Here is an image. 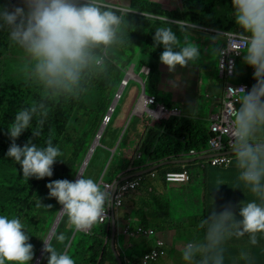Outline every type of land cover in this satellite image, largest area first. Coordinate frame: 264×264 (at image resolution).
I'll return each instance as SVG.
<instances>
[{"label": "clouds", "instance_id": "1", "mask_svg": "<svg viewBox=\"0 0 264 264\" xmlns=\"http://www.w3.org/2000/svg\"><path fill=\"white\" fill-rule=\"evenodd\" d=\"M129 11L119 5L107 3V0H1L0 32H6L10 43L22 50V70L27 79L40 89V98L18 110L5 133L11 141L6 157L20 166L24 180H42L53 176V166L63 155L61 149L54 145L51 134L44 146L33 143V138L41 135L51 111L50 104L61 98L78 97L90 79L106 69L112 53L127 44V31L135 28L129 20ZM230 13L236 26V30L232 31V43L239 48L242 63L253 70L255 81L248 90H229L236 100L228 114L231 156L235 168L233 189H243L251 199L245 196V200L235 204L228 202L220 210L212 206L208 215L200 221L202 235L185 242L181 248L184 264H226L230 241L244 238L247 243L232 257L233 264H254L252 249L260 246L264 240V0H230ZM158 19L152 39L154 47L163 48L159 56L160 63L170 73H175L177 67L186 68L190 63L197 62L202 50L193 41L192 34L200 26L185 19H172L164 15ZM215 39L216 34L209 37V40ZM209 51L217 56L230 53L227 52L226 45L216 44ZM132 68L134 71L137 69L135 65ZM129 73L126 76L128 79L120 88L121 90L123 87L124 92L131 80L136 81L129 78ZM144 75H140L142 81L138 82L143 87L146 86ZM169 85L172 88L178 87L174 80H170ZM153 98L156 104L148 105L147 100ZM237 104L239 107H236ZM189 106L193 107L191 104ZM162 108L168 113L162 111ZM131 109L132 117L148 118L153 124L184 116L179 106L170 109L159 103L156 97L148 94L145 97L143 93L135 100ZM116 110L112 105L111 113L109 112L104 123L107 128ZM174 111L179 114L176 115ZM132 117L125 127L123 138L128 133ZM34 119L36 128L31 131L32 138L23 146L18 145L16 141L22 133L29 130ZM143 135L144 132L142 137ZM123 138L117 148L109 149L113 157ZM212 158H215L214 155L195 158L190 154V157L182 161H196L181 165L197 164L199 168L207 170L209 166L204 167V164ZM162 169L130 181L143 178L144 182L146 177L157 180L159 174L156 179L152 174ZM192 182L193 180L190 183ZM216 183L219 187L225 185L220 179ZM46 187L48 198L55 199L61 206L59 212L67 217L68 223L77 230L76 234L92 226L94 228L95 223L105 216L106 205L111 203V194L92 178L78 176L71 181L54 180ZM37 206L52 208V205H42L39 199ZM56 239L63 241L64 236L60 235ZM29 241L30 235L19 217L0 215V264H31L35 253L34 246ZM42 241L41 252L46 254L47 264H76L67 250L58 251L52 242Z\"/></svg>", "mask_w": 264, "mask_h": 264}, {"label": "trees", "instance_id": "2", "mask_svg": "<svg viewBox=\"0 0 264 264\" xmlns=\"http://www.w3.org/2000/svg\"><path fill=\"white\" fill-rule=\"evenodd\" d=\"M182 5L181 10H171L153 0H132L129 9L132 12L129 11L127 14L135 28L128 29L127 44L112 53L106 69L92 77L78 97L61 98L50 104L51 111L43 125L41 135L33 138L32 142L38 146H44L46 139L51 134L54 145L61 149L63 155L58 158L60 161H57L53 166V176L45 177L42 180L35 178L24 180L20 166L6 157L11 142L5 134L6 129L18 110L40 98V89L27 79L22 70L23 62L18 61L17 66L7 59V57L11 58L10 56H18L19 53L24 54L20 48L10 43L6 32H0V215H8L10 218L19 217L25 224L26 231L30 235L29 242L34 246L35 255L31 264H35L38 260L43 248L42 240L47 241L60 214L61 206L55 199L48 198L46 185L54 180L67 179L71 181L79 176L105 119L109 115L116 94L125 80L127 70L136 61H138L137 68L140 71L144 67H148L150 73L144 75L147 94L156 97L159 103L170 109L178 106L174 100L167 102L166 96L169 93L161 89L164 83V68H166L159 61L163 48L162 46L154 47L152 39L154 29L159 23V16L185 19L206 28L199 27V30L192 34V39L200 45L202 54L197 62L189 65L199 68L205 72L204 74H210V72L213 75H216L217 72L219 74V59L217 60V55L214 57L209 51L214 40H209V37L216 34L217 39L215 40H222L225 45V36L212 30L228 32L236 30L231 13L219 8L222 6L219 0H183ZM12 52L15 54L11 55ZM237 78L239 79L238 83L246 82L251 87L255 83L253 70L244 65L241 58L238 60L235 81ZM223 87L224 82L220 79L219 89L216 90L219 93L221 91L220 97L223 94ZM140 90L134 88L131 93L135 91L137 94ZM131 93L126 99L127 101L119 106L121 110L112 128L116 135L124 131L132 116L131 106L134 105L135 98L131 97ZM129 100L131 102L128 105ZM116 113L117 111L114 115ZM113 122L114 117L110 125ZM35 128L36 121L34 119L29 130L22 133L16 143L23 146L32 138L31 131ZM135 130L137 131L131 135L128 132L124 136L121 142L123 147L121 149L120 146L115 153L104 181L108 183L120 182L125 176L146 172L166 162L185 160L190 157L192 151L201 154L209 149V142L213 135L210 118L202 120L187 114L157 124H153L148 118L140 119ZM140 131L144 132L143 137L140 136ZM106 133L101 140L103 147L96 150L84 175L85 178H92L97 183H100L112 156L109 149L116 148V145L109 147ZM183 167L184 165H178L164 168L158 171L159 178L157 180L146 177V181L142 183L137 192L127 196V199L139 198L136 201L140 209L137 213V224L152 229L156 233V238L142 241L140 246L137 244L139 251L137 255L132 252L124 254L118 246L120 239L117 231L116 250L123 264H141L143 256L151 251L158 253L155 263L166 256H169L167 264L183 263L181 255L178 253L181 250L179 243H174V247H171L164 235L172 233L176 237V234L182 231L189 240L200 237L202 235V230L199 228L200 221L208 215L212 206L220 210L226 201L230 200L225 196L224 190L217 191L216 189L214 194H210L211 192L207 188L204 197L206 204L204 217L191 218L182 225L170 224L172 215L170 203L159 196L161 193L159 189H156L155 182L159 181L166 188L169 187L170 185L165 179L166 174L183 171ZM186 168L191 171L193 180V171L199 170V166L189 164ZM212 174L216 181L220 179L225 182L230 180L234 182L235 168L222 172L213 170ZM210 176H205L207 182ZM238 192L235 191L234 199H232L233 204H235V196ZM210 197H213L212 205L209 203ZM38 199L42 205H52V208L38 207ZM249 199H251L250 195ZM131 217L132 215L129 214L127 219L130 220ZM76 231L65 216L52 244L58 251L67 250L66 252L76 261V264H118L111 248L112 223L100 224L97 221L91 234L81 231L76 234ZM60 235L64 236L63 241L56 239ZM156 240L162 242L163 246L158 247ZM245 244L242 239L230 241L229 259L226 264H233L232 257ZM252 252L255 258L254 264H264V240L261 241L260 246L252 249ZM40 264H47L46 256Z\"/></svg>", "mask_w": 264, "mask_h": 264}, {"label": "built area", "instance_id": "3", "mask_svg": "<svg viewBox=\"0 0 264 264\" xmlns=\"http://www.w3.org/2000/svg\"><path fill=\"white\" fill-rule=\"evenodd\" d=\"M214 31V30H213ZM225 36V45L227 46V52L229 54H222L219 57V70H220V78L224 81L225 86L223 88V94L221 96L222 107L221 112L214 115L211 123V130L213 132L212 138L209 142V149L199 154L196 151L191 152V156L195 158H203L210 155H214L215 158L207 161L204 164L205 166H209L210 168H217L221 170H231L233 166L232 156H231V146L229 140V128H228V114L231 113L233 109V104L235 103L234 94L229 91L230 89H239L244 88L248 90L251 86L246 82L240 83H232L231 79L236 78L237 76V68H238V60L240 57L239 48L234 45L232 42L234 40V36L232 32H224L218 31ZM224 45V46H225ZM148 105L154 106L156 104L155 99H148ZM236 107H239L237 104ZM161 107L159 106L158 109ZM168 113L165 108L161 109ZM177 115L178 111H174ZM110 118H108V122ZM107 122V123H108ZM227 154V155H222ZM106 173L103 175V179L100 180V185L103 189L107 190L111 194V203L106 205V214L105 216L98 220L100 224L111 223L114 211L121 210L124 207L125 201L127 200V196L130 193L136 192L143 182V178H139L134 181H128L122 183L119 186V190L115 195L116 188L119 182L116 183H108L104 181ZM152 177L156 179L158 177V173H153ZM166 181L169 185L178 186V185H186L192 181L191 173L186 168V165L183 167V171L180 172H170L166 175ZM124 234L129 236L131 239H153L156 237V233L150 228L138 227L133 232H131L130 228L127 227L124 231ZM157 246L162 247L163 243L156 240ZM158 253L156 251H151L150 253L143 256L141 259V264H152L157 261Z\"/></svg>", "mask_w": 264, "mask_h": 264}, {"label": "rangeland", "instance_id": "4", "mask_svg": "<svg viewBox=\"0 0 264 264\" xmlns=\"http://www.w3.org/2000/svg\"><path fill=\"white\" fill-rule=\"evenodd\" d=\"M122 1H126V0H117V1H113L111 3L116 4V5H122ZM0 2H1V0H0ZM107 3H109V2L107 1ZM123 6H121V7L124 8ZM124 9L129 11L128 8H124ZM214 44L220 45V46L224 45L222 40H219V41L214 40ZM16 53H17V51H16ZM12 54H15V52H12L11 55ZM10 57L11 58L7 57V59H10L11 63L14 65L18 66V64H17L18 61L23 62V55L20 53L18 54V56H14V57L10 56ZM214 57H215V55H214ZM219 57L220 56H217V60L219 59ZM137 64H138V61H136L134 65L137 67ZM132 67H133V65L127 70L126 76H127L128 72H130L129 74H131V75L132 74H134V76L136 75L134 79L137 82L133 81V80L130 81L129 87L125 90L123 97H122V99H121V101L117 107V110H116L117 113H116V115L113 116L114 122L112 125L109 126L108 131L106 133L107 143H108L109 147L116 145L115 147L117 148L121 139L123 138V135L125 132V129H124V131L122 133L119 132V134L116 135V133L112 129L116 123V119H117V117L120 113V110H121V108L119 106L121 104H123L125 101H127L126 99H128L129 94L134 90V88L141 89L140 91H142V93H143V86L140 83H138V82L142 81V78L140 77V75H144L142 73H145V74L150 73V69L148 67H145L141 71V73H140V70L138 68L135 69V71H134L135 67L134 68H132ZM187 68H189V69L183 71V74H186L189 70H191L192 68H196V67L188 66ZM196 69H198V68H196ZM179 70H180V67H179ZM164 71L167 72L168 70L166 68H164ZM204 73L205 72H202L200 70V77H199L198 83H197V85H200V83H202V85L200 86L202 97H201V99H199V108L201 105L202 106L201 109L203 110L202 113L205 115L206 119H209L212 112H213V111H211V109L216 110L215 103L216 102L219 103L220 95H219V92L216 90L219 89L220 78H219L218 72L216 75H213L212 72H210V74H204ZM126 76H125V80H126ZM124 81H123L122 85L124 84ZM234 81H235V78L231 79L232 83H235V82L238 83L239 79L237 78V81H235V82ZM240 81H243V80H240ZM120 88H119V90H120ZM118 93H119V91L117 92L116 96L118 95ZM168 93H169V95L166 96L167 102H169V100L174 99L173 93L172 92L171 93L168 92ZM220 93H221V91H220ZM138 113H140V112H138ZM145 116H148V115H145ZM139 120L140 119L138 117H132V121H131V123L128 127V130H127V132H129L130 135L135 130L137 124L139 123ZM148 120H150V119H148ZM133 123H134V125H133ZM142 133L143 132L140 131V136L142 135ZM122 147H123V145L121 146V149H122ZM112 162H113V155L111 156V158L108 162V166H110L112 164ZM84 164H83V166H84ZM200 164H202V163H200ZM199 171L203 174V176H207V175L209 176L213 172V170L210 167H207V170L199 168ZM105 172H106V170H105ZM105 172H104V174H105ZM101 179H103V176ZM157 183H159V181L155 182V187H156ZM196 183L193 182V184L190 183V184H186V185H179V186H176L175 188H173L171 185L167 188H164L165 186H163L162 190L163 189L164 190L162 192L159 191L161 193L159 196H161L163 199L167 200V202L170 203L171 214H172L170 222H169L170 224L176 223V225H182V224H186L188 222V220L191 218H196L197 216H198V218L204 217L205 212L202 211L203 204H205L204 199H203L204 195L202 194L201 190H199ZM156 189H158V188H156ZM200 211H202L201 214H199ZM133 217L134 216L132 215L131 218H133ZM127 227H129L131 232H133L137 227H139V224L127 222L122 217L119 218L118 238L120 239V241H119L120 245H118V246L120 249L121 248L122 249H128V246L132 242V239L129 236L124 234V231L126 230ZM92 230H93V226L90 229H88L86 231H81V232H83L85 234H91ZM169 231L172 232L173 230H169ZM164 238L167 242L170 243L171 247L172 246L174 247V243H179L180 247L182 248L183 244L185 242L189 241V239L186 236H184L182 231H179L176 234V237L172 233H166L164 235ZM178 253L181 255V250ZM168 259H169V256L163 257L155 264H167ZM178 264H184V263L179 262Z\"/></svg>", "mask_w": 264, "mask_h": 264}, {"label": "crops", "instance_id": "5", "mask_svg": "<svg viewBox=\"0 0 264 264\" xmlns=\"http://www.w3.org/2000/svg\"><path fill=\"white\" fill-rule=\"evenodd\" d=\"M107 1L110 4H113L111 2L117 1V0H107ZM153 1L158 3V4H162L165 8H168L171 10H181L183 8V5H182L183 0H153ZM219 2L222 5V6H219V8L220 9L222 8L223 11H227L230 13V0H219ZM131 4H132V0H126V1H122V5H119V6L124 5L123 7L128 8V10H129L131 7ZM189 66H191V65H189ZM187 69H189V68H187V67L186 68H180V70H179V67H177L175 73H170L169 71L165 72L164 78H163L164 83L161 86V89L164 91L173 93V96H174L173 100L178 103V106L181 110H183L184 115L187 114V115H191L193 117H196V118H199L202 120H208V119H206L205 115L202 113L203 110L201 109L202 108L201 105L199 108V99H201V97H202L201 87H200L202 85V83H200V85H197L198 79L200 77V70H199V68L198 69L192 68L186 74H183V71H185ZM170 80H174L178 84V87H176V88L170 87V85H169ZM141 95H142L141 91H139L137 94L135 93V91L133 93H131V97H134L135 100ZM219 95H220V93H219ZM130 102L131 101L129 100L128 105L130 104ZM190 104L193 107H190L189 106ZM215 107H216V110L211 109V111H213V112L210 116V120L213 118L214 115L221 112V107H222L221 98H219V103H217V102L215 103ZM136 131L137 130H134L133 132H136ZM193 182H195V183L197 182L196 183L197 187L199 188V190H201L204 197H205L207 188L211 192L210 194H214L216 192V189L219 187V185L216 183V178L213 177V174H211V176L209 177V180L207 182V180L205 179V176H203V174L199 170L193 171ZM193 182H192V184H193ZM223 182L225 183V185H221L217 189V191H219L221 189L224 190L225 196H227L230 200L234 199L235 191H239L237 193V195L235 196V203L245 200L246 197L249 199V194L246 191H244L243 189H241V190L240 189H233L234 188V182L232 180H230L229 182H225V181H223ZM156 187L158 189H160L159 190L160 192H162L164 190V189L162 190L163 185L161 182L157 183ZM164 188H166V187H164ZM138 199L139 198H128L125 201L124 207L117 212L118 225H119V218L120 217L124 218L127 222H132L134 224L137 223V220H136L137 219V213L140 211V209L138 208V206L136 204V201ZM230 200L228 202H233V200L232 201H230ZM228 202L226 201V203H228ZM209 203H211V205H212L213 197H210ZM205 208H206V205L203 204L202 211L205 212ZM202 211H200L199 214H201ZM129 214L134 216L130 220L127 219V216ZM117 231H118V227H117ZM145 240L146 239H132V242L128 246V249H122V248L121 249L124 252V254H128V253L132 252L134 255H137V252H139L137 249V244L140 246V242L145 241ZM242 240L244 241V243H247L246 238H244Z\"/></svg>", "mask_w": 264, "mask_h": 264}, {"label": "water", "instance_id": "6", "mask_svg": "<svg viewBox=\"0 0 264 264\" xmlns=\"http://www.w3.org/2000/svg\"><path fill=\"white\" fill-rule=\"evenodd\" d=\"M126 79H128V77H126ZM123 92H124V89L122 87V89L119 91V94H118V96L115 99V102L113 104V108L114 109H116L118 107L119 100L121 99ZM143 96H145V97L147 96L146 86L143 87ZM110 113H111V111H110ZM106 129H107V125L104 124L102 126L100 132H99V135L97 136V138H96V140L94 142V145H93L91 151L89 152V155H88V157H87V159L85 161V164H84L81 172L79 173V176H83L84 177V175H85V173H86V171L88 169V166H89V164H90V162H91V160H92V158H93L96 150L99 147H101V139H102V137H103ZM194 161H196V160H189V161H169V162H166L164 164H161V165L157 166L156 168L151 169V170H149L147 172H142V173H138V174H135V175H132V176H127L126 178H124L123 180H121L120 183L118 184V186L116 188L115 195L117 194V191L119 190V186L122 183H125V182L130 181V180L135 179V178H138L140 176L148 175L151 172L156 171L158 169H162V168H166V167H170V166H178V165H181V164H185V163H188V162H194ZM107 169H108V167H107ZM107 169H106V171H107ZM64 217H65V215H63L61 213L59 214V217H58V219H57V221H56V223H55V225H54V227H53V229H52V231H51V233H50V235L48 237V240H47L48 242H50V243L52 242V240H53L55 234L57 233L58 228H59V226H60V224H61V222H62V220H63ZM117 227H118V220H117L116 213L114 212L113 213V217H112V239H111V248H112L113 254L115 255V258H116L118 264H123L122 261H121V259H120V257H119V254H118V252L116 250ZM45 255L46 254H44V253L41 252L38 261H36V264H40L41 261H42V258H44Z\"/></svg>", "mask_w": 264, "mask_h": 264}, {"label": "bare ground", "instance_id": "7", "mask_svg": "<svg viewBox=\"0 0 264 264\" xmlns=\"http://www.w3.org/2000/svg\"><path fill=\"white\" fill-rule=\"evenodd\" d=\"M131 74H129V78H131V79H134L135 78V76H134V74H132L131 76H130ZM138 112H140V111H138Z\"/></svg>", "mask_w": 264, "mask_h": 264}]
</instances>
